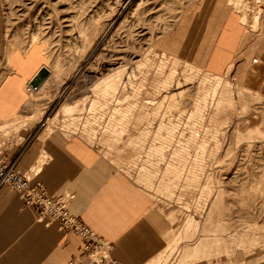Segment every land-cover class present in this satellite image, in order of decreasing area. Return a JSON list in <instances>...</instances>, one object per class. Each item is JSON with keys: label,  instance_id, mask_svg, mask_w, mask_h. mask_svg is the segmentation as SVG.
Instances as JSON below:
<instances>
[{"label": "rangeland", "instance_id": "rangeland-1", "mask_svg": "<svg viewBox=\"0 0 264 264\" xmlns=\"http://www.w3.org/2000/svg\"><path fill=\"white\" fill-rule=\"evenodd\" d=\"M209 1L0 0V74L14 52L50 73L36 114L0 131L2 154L29 122L31 137L80 138L167 218L149 264H264V98L161 46L191 13L194 41ZM224 2L264 35V0Z\"/></svg>", "mask_w": 264, "mask_h": 264}, {"label": "crops", "instance_id": "crops-1", "mask_svg": "<svg viewBox=\"0 0 264 264\" xmlns=\"http://www.w3.org/2000/svg\"><path fill=\"white\" fill-rule=\"evenodd\" d=\"M225 6L224 0L212 1L199 26L204 30L194 41L186 22L191 13L161 46L209 74L231 69L251 94L263 99L264 35L250 36ZM12 54L0 74V131L19 117L32 118L36 113L30 106L43 93L27 85L40 63L28 54ZM34 127L31 122L23 126L21 141L4 151L8 159H16L17 171L30 173L50 195H71L68 212L110 242V257L118 264H149L163 251L170 224L143 189L80 138L65 137L57 129L31 137L28 131ZM80 246L78 236L57 229L56 223L46 225L17 193L0 188V264H69L80 255ZM85 262L81 257L77 264Z\"/></svg>", "mask_w": 264, "mask_h": 264}, {"label": "built area", "instance_id": "built-area-1", "mask_svg": "<svg viewBox=\"0 0 264 264\" xmlns=\"http://www.w3.org/2000/svg\"><path fill=\"white\" fill-rule=\"evenodd\" d=\"M15 162L16 159H8L0 151V188L8 187L19 194L23 204L32 208L46 225L56 223L57 229L78 236L82 240L79 254L87 258V264H111L104 253L110 244L68 213L70 198L65 200L62 196L48 195L39 183H31L24 173L17 171Z\"/></svg>", "mask_w": 264, "mask_h": 264}, {"label": "bare ground", "instance_id": "bare-ground-1", "mask_svg": "<svg viewBox=\"0 0 264 264\" xmlns=\"http://www.w3.org/2000/svg\"><path fill=\"white\" fill-rule=\"evenodd\" d=\"M39 68V67H38ZM37 68V69H38ZM41 68H44V69H46L45 67H41ZM48 71V70H47ZM49 72V71H48ZM49 76H50V73L48 74V77L45 79V81L49 78ZM45 81L36 89V90H39L40 88H41V86L45 83ZM0 151H1V149H0ZM30 174V173H29ZM29 174H25V176L29 179V181L31 182V183H35V182H33V180L31 179V177H30V175ZM46 191V190H45ZM47 193V192H46ZM48 194V193H47ZM48 195H50V194H48ZM18 196H19V198L21 199V197H20V195L18 194ZM51 196H54V195H51ZM57 196H62V197H64V199L66 200L67 198L69 199V201H68V203H67V205L69 204V202H70V200H71V198H72V196L71 195H69V194H61V195H57ZM21 201H22V199H21ZM22 203H23V201H22ZM26 207H28V206H26ZM68 207V206H67ZM30 208V207H29ZM32 209V208H31ZM69 213V212H68ZM70 214V213H69ZM71 215V214H70ZM73 216V215H72ZM36 217H37V215H36ZM75 217V216H74ZM37 219H38V217H37ZM38 220H40V219H38ZM40 221H42V220H40ZM85 225V224H84ZM89 228V227H88ZM90 229V228H89ZM91 231L94 233V234H96L92 229H91ZM66 233V232H65ZM72 234V233H71ZM74 235V234H73ZM97 235V234H96ZM99 236V235H98ZM100 237V236H99ZM102 238V237H101ZM103 239V238H102ZM106 243L108 242L109 244H110V242L109 241H107V240H105V239H103ZM82 241V240H81ZM110 250H111V244H110V248H108V251L107 250H105V256H107V258H109L111 261H112V263L111 264H118L117 263V261L116 260H114V259H112L111 257H110ZM81 257H83L84 259H85V264H87V258L84 256V255H79L78 257H77V259H74L73 261H71V264H77V261H79V259L81 258Z\"/></svg>", "mask_w": 264, "mask_h": 264}, {"label": "water", "instance_id": "water-1", "mask_svg": "<svg viewBox=\"0 0 264 264\" xmlns=\"http://www.w3.org/2000/svg\"><path fill=\"white\" fill-rule=\"evenodd\" d=\"M48 74L49 72L46 69L40 68L28 82V87L32 90H36L45 81Z\"/></svg>", "mask_w": 264, "mask_h": 264}]
</instances>
